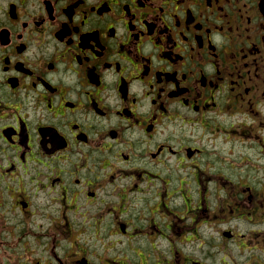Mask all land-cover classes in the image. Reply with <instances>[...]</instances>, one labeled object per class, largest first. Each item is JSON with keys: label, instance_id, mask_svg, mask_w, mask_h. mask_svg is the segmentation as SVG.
I'll return each instance as SVG.
<instances>
[{"label": "flooded vegetation", "instance_id": "af4514ba", "mask_svg": "<svg viewBox=\"0 0 264 264\" xmlns=\"http://www.w3.org/2000/svg\"><path fill=\"white\" fill-rule=\"evenodd\" d=\"M0 264H264V0H0Z\"/></svg>", "mask_w": 264, "mask_h": 264}, {"label": "rangeland", "instance_id": "374dc122", "mask_svg": "<svg viewBox=\"0 0 264 264\" xmlns=\"http://www.w3.org/2000/svg\"><path fill=\"white\" fill-rule=\"evenodd\" d=\"M227 244H229V243H227ZM228 246H230V245H228Z\"/></svg>", "mask_w": 264, "mask_h": 264}]
</instances>
